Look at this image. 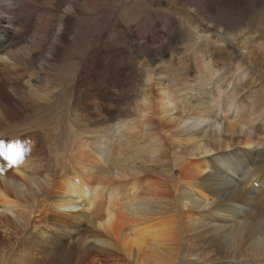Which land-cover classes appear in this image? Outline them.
<instances>
[{
    "label": "bare ground",
    "instance_id": "1",
    "mask_svg": "<svg viewBox=\"0 0 264 264\" xmlns=\"http://www.w3.org/2000/svg\"><path fill=\"white\" fill-rule=\"evenodd\" d=\"M96 1L0 0V144L12 146L0 155V251L20 264L36 259L32 246L18 248L27 257L16 249L17 231L27 227L51 252L50 264H73L81 253L90 259L91 240L105 264L113 256L114 264H264V177L256 179L264 173V82L242 97L258 81L241 61L220 75L198 47L208 34L192 20L194 6L179 0L185 4L172 2L168 12L186 21L178 23L182 56L142 62L141 88L126 113L76 123H92L70 109L79 78L100 61L99 54L91 64V52L75 57L80 32L89 47L88 20L102 15ZM250 12L256 55L248 64L264 81V0H251ZM250 27L219 36L249 54ZM61 62L65 72L53 70ZM102 73L93 82H103ZM57 102L72 120L15 127L30 111L49 117ZM30 186L38 195L28 196ZM213 217L223 224L210 228ZM83 221L90 227L78 231L77 247L65 248V232Z\"/></svg>",
    "mask_w": 264,
    "mask_h": 264
},
{
    "label": "rangeland",
    "instance_id": "2",
    "mask_svg": "<svg viewBox=\"0 0 264 264\" xmlns=\"http://www.w3.org/2000/svg\"><path fill=\"white\" fill-rule=\"evenodd\" d=\"M217 1L187 0L186 2L194 6L193 11L196 13L192 15V20L196 23V25L202 27L203 31L208 34V38L204 39V42L200 43L198 47L200 48V50L202 49L201 51L204 50L206 52L208 60H210L213 65H215V69L220 72V75L225 73L224 71L226 68L233 67L234 63L239 61L243 62V64L249 69V73H252V79L254 78L253 80L258 82L252 83L253 85L255 84V86L252 87V85V89H247L246 91H244L243 94H241V96L244 97L246 95H254V92H257L260 89V86L264 81L263 78H259V76L254 73L252 65L250 66V64H248L252 62V58H255V56L253 55H256L254 53L255 42L253 43L249 41V37L251 36L250 34L254 35V32L250 27L251 0H243L242 2H240L241 4L243 3L242 5L245 6V9L244 7L242 8V5H240V3H236V0ZM172 2H180L181 4H185V2L179 0H97L95 2L93 9L97 13L103 11L102 15L101 17L98 16L99 19L97 20H88V23L91 27V31L93 32V37L90 38V41L88 43L89 47L86 46L87 42L86 40H84L83 33L80 32L77 40V47L75 48L77 51L76 53H79L80 55L76 54L75 57L78 60H84V55H87L91 52V64L96 61V57L99 54L102 57L99 55V58L98 56V59L100 61L99 64L97 63V71H94V73H92V71H87L86 74L79 78V85L75 87L76 101L73 104L72 109H70L73 110L74 114L79 116L80 119H82V116H87L88 118H90V122L92 123L83 122V119L82 121L76 120V123L80 122L85 124H94L93 122L95 121L109 119L111 115L118 116L126 113L130 102L136 95V92L141 88V83L143 81L142 62H147L150 64L151 62L149 61L151 59L153 62H155V64L152 63V65L156 66L161 60L175 61L178 57L182 56L184 47L183 44L181 45L178 23H186V21L178 15L170 14L168 12L170 10ZM225 3L228 4L226 5ZM170 19H174V23H172V25L169 22L171 21ZM201 21H203L204 23ZM246 27L250 28L245 32L243 37L246 41L248 40L249 42L246 43V50L250 52L249 54L246 51H240L242 50V47H240L241 44L235 41L227 40V36H225L224 40H221V37L219 36L224 35L222 34L223 30H228L232 31L233 33H236V31L242 30L244 28L246 29ZM257 36L255 37L258 39L259 36ZM250 43L252 45H250ZM162 55L165 56L163 57ZM243 55L247 56V60ZM58 65L59 66L57 67V69L55 68L53 70H57L60 73L63 71L65 72V70L69 66L64 62H61ZM76 72H78V70ZM97 72L98 74L103 72V82H101L102 79H97L93 82L92 79H94V75L97 74ZM47 73L49 76H53L51 72ZM92 75L94 77H92ZM254 76L257 79H255ZM60 83L58 84L60 85ZM64 84L67 85H63L62 88L66 89V86H68L67 88H70L69 85L71 84L69 82H65ZM72 93L73 91L69 90L67 96L70 98ZM93 98H96V102H93L92 104ZM56 100H58V98ZM96 106H100L99 110H101L103 116L99 115L97 113L98 111L95 112ZM51 108H53V110L51 111L52 113H50L49 117H47L48 115H46V113L38 112L37 114V112L34 111L28 112L26 116H23L17 120L15 127L20 128L21 126L24 127V125L27 124L35 126V123L45 122L46 126L44 127L48 126V128L51 129L54 122L56 121L54 119H61L62 117H65L64 120L66 121L67 119L72 120L74 118V116L71 117L69 115L70 110H68L66 106H62L61 108H59L58 102L52 105ZM43 115L47 118L45 119ZM61 133H64L63 129H61ZM36 136L41 137L39 132ZM1 161L2 160H0V162ZM240 163H242V160H240ZM152 169L155 171L158 170L156 167H153ZM11 170L12 168H9V171ZM172 174L176 177V175L178 174V170H175ZM17 176L19 177L18 179L22 182L23 179H20L21 177L19 175ZM263 177L264 173L260 172L257 173L256 179H260L262 182ZM234 183H236V181L234 182L233 180L231 184ZM253 186H256L257 192L262 193V187L259 186L257 182L256 185L254 184ZM32 187L30 186V190L27 191L28 196H30V193L31 196L38 195V189L34 188L33 190ZM75 223L77 225V228L75 229L73 234H70V232H65V236L67 237L64 241L65 248L69 245L77 247L76 245L80 241L78 239L80 238L81 234H83L82 232L78 234V231H83L84 228L90 227V225L87 222L84 223V221L83 223ZM218 223L223 224L222 221L218 222L217 219L213 217L210 220L209 227H218ZM1 229L3 228L0 227V240H3L5 237L3 234L4 229ZM18 230L20 231H17V240L18 242H20V244H22H16V249L18 253L23 255L24 253L19 252V249H27L28 247L32 246V248H34L33 252L38 253L37 258H35L37 260L39 259L38 261L34 259L32 260V262L31 260H28L27 262L23 261V264H41L42 262L50 264L49 260L52 259L51 252L47 251L46 249H43L42 245L38 244L39 241L36 238L34 239V237L30 235L31 233L27 234L25 232V230L28 232L27 227H21ZM20 235L23 236L25 239ZM32 239L33 241H31ZM75 241H77V243H73ZM36 243L38 244V246L36 245ZM87 244L91 246V254H93V256H89L90 259L86 260V258H84L83 256V253H81L80 256L77 257L76 260L73 262V264H105L106 257L103 254H100L101 252H97L99 248L98 244L92 240L90 242H87ZM5 253L6 254H4V256L3 253L0 251V264H5V262L6 264H20L17 258L11 256L6 251ZM23 256L27 257V254H24ZM107 261L109 262V260ZM117 261L118 259L113 256L110 261V264H114Z\"/></svg>",
    "mask_w": 264,
    "mask_h": 264
},
{
    "label": "snow or ice",
    "instance_id": "3",
    "mask_svg": "<svg viewBox=\"0 0 264 264\" xmlns=\"http://www.w3.org/2000/svg\"><path fill=\"white\" fill-rule=\"evenodd\" d=\"M5 147H12V146H5L3 144H0V155H5L6 153L3 151Z\"/></svg>",
    "mask_w": 264,
    "mask_h": 264
}]
</instances>
